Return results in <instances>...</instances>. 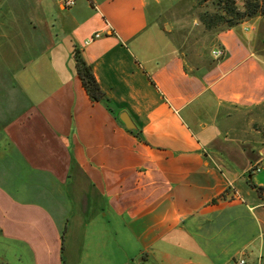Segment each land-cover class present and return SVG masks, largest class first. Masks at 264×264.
Masks as SVG:
<instances>
[{"label":"crops","instance_id":"obj_1","mask_svg":"<svg viewBox=\"0 0 264 264\" xmlns=\"http://www.w3.org/2000/svg\"><path fill=\"white\" fill-rule=\"evenodd\" d=\"M66 1L0 0V264H264L262 18L190 69L167 0Z\"/></svg>","mask_w":264,"mask_h":264},{"label":"rangeland","instance_id":"obj_2","mask_svg":"<svg viewBox=\"0 0 264 264\" xmlns=\"http://www.w3.org/2000/svg\"><path fill=\"white\" fill-rule=\"evenodd\" d=\"M205 9L212 11L214 8L210 2L201 4L198 0L163 1L160 20L166 23V30L179 46L190 69L207 67L215 60L211 54L212 48L217 46L214 29H206L198 20V14ZM259 34L262 41H258L256 46L260 52L264 53V29L261 27ZM253 115L254 112H248L242 117V126L248 132L246 134L248 138L251 137L249 135L254 132V129L260 131L259 136L260 133L264 134V123L253 118Z\"/></svg>","mask_w":264,"mask_h":264},{"label":"trees","instance_id":"obj_3","mask_svg":"<svg viewBox=\"0 0 264 264\" xmlns=\"http://www.w3.org/2000/svg\"><path fill=\"white\" fill-rule=\"evenodd\" d=\"M199 3L210 2L213 10H203L198 14V20L206 29L214 32L224 28L234 27L255 16L264 21V0H198ZM76 71L88 94L94 99L102 95L100 88L91 72L90 66L79 52L74 51Z\"/></svg>","mask_w":264,"mask_h":264},{"label":"built area","instance_id":"obj_4","mask_svg":"<svg viewBox=\"0 0 264 264\" xmlns=\"http://www.w3.org/2000/svg\"><path fill=\"white\" fill-rule=\"evenodd\" d=\"M72 2H73L72 0H67L65 3L66 4H71ZM100 35H101V33L99 31H96V32H94L91 35V37H89L88 39H86L84 41V43H88L89 41H91L94 38L99 37ZM211 54H212V56L215 59H218V58H220L224 54V51H223L222 47H220V46L217 45V46H215V47L212 48ZM255 170L256 171H259L260 168L258 166H256L255 167ZM234 264H249V263H248V261L243 256H239V257H237L235 259Z\"/></svg>","mask_w":264,"mask_h":264},{"label":"water","instance_id":"obj_5","mask_svg":"<svg viewBox=\"0 0 264 264\" xmlns=\"http://www.w3.org/2000/svg\"><path fill=\"white\" fill-rule=\"evenodd\" d=\"M121 119L124 121V123L129 127L130 125L128 124V121L126 120V118H124L123 116H121Z\"/></svg>","mask_w":264,"mask_h":264}]
</instances>
